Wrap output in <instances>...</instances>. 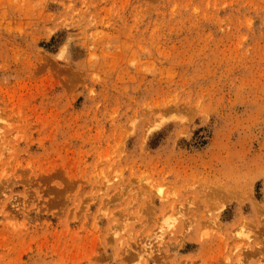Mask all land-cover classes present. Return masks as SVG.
<instances>
[{
	"label": "rangeland",
	"instance_id": "374dc122",
	"mask_svg": "<svg viewBox=\"0 0 264 264\" xmlns=\"http://www.w3.org/2000/svg\"><path fill=\"white\" fill-rule=\"evenodd\" d=\"M0 264H264V0H0Z\"/></svg>",
	"mask_w": 264,
	"mask_h": 264
}]
</instances>
